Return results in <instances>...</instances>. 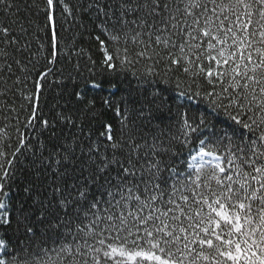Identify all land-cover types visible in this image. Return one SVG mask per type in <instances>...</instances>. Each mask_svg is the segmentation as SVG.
I'll return each instance as SVG.
<instances>
[{"label": "snow or ice", "instance_id": "snow-or-ice-1", "mask_svg": "<svg viewBox=\"0 0 264 264\" xmlns=\"http://www.w3.org/2000/svg\"><path fill=\"white\" fill-rule=\"evenodd\" d=\"M0 264H264V0H0Z\"/></svg>", "mask_w": 264, "mask_h": 264}, {"label": "trees", "instance_id": "trees-1", "mask_svg": "<svg viewBox=\"0 0 264 264\" xmlns=\"http://www.w3.org/2000/svg\"><path fill=\"white\" fill-rule=\"evenodd\" d=\"M74 2V0H73ZM82 31V30H81ZM62 35L67 38L68 40L72 39L73 32H64ZM75 49L76 51H79L80 49H83V53L80 57L74 56L73 59H80L82 66L87 63L88 55L92 52V45L90 41L87 39L86 36H78L75 40Z\"/></svg>", "mask_w": 264, "mask_h": 264}]
</instances>
